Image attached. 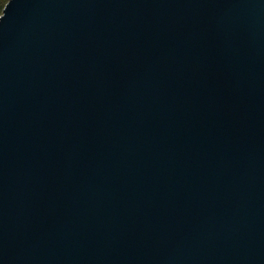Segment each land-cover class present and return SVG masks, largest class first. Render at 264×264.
Segmentation results:
<instances>
[{
  "label": "water",
  "instance_id": "1",
  "mask_svg": "<svg viewBox=\"0 0 264 264\" xmlns=\"http://www.w3.org/2000/svg\"><path fill=\"white\" fill-rule=\"evenodd\" d=\"M8 3L0 264H264V0Z\"/></svg>",
  "mask_w": 264,
  "mask_h": 264
},
{
  "label": "trees",
  "instance_id": "2",
  "mask_svg": "<svg viewBox=\"0 0 264 264\" xmlns=\"http://www.w3.org/2000/svg\"><path fill=\"white\" fill-rule=\"evenodd\" d=\"M9 2V0H0V5H3V7L6 6V4ZM3 8H0V16L2 15Z\"/></svg>",
  "mask_w": 264,
  "mask_h": 264
},
{
  "label": "snow or ice",
  "instance_id": "3",
  "mask_svg": "<svg viewBox=\"0 0 264 264\" xmlns=\"http://www.w3.org/2000/svg\"><path fill=\"white\" fill-rule=\"evenodd\" d=\"M11 5V3L7 4V9L9 8V6ZM0 8H3V12H4V19L6 18V11H5V7H3V5H0Z\"/></svg>",
  "mask_w": 264,
  "mask_h": 264
}]
</instances>
